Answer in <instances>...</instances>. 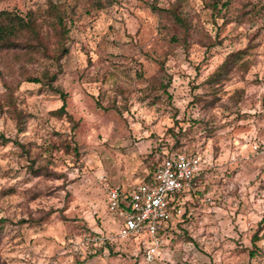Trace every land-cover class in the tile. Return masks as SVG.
Instances as JSON below:
<instances>
[{
	"label": "rangeland",
	"instance_id": "rangeland-1",
	"mask_svg": "<svg viewBox=\"0 0 264 264\" xmlns=\"http://www.w3.org/2000/svg\"><path fill=\"white\" fill-rule=\"evenodd\" d=\"M101 1L0 0V11L39 18L51 2L66 9L68 51L54 84L78 121L72 129L53 116L59 95L24 80L54 70L50 61L0 51V134L12 140L0 143V264H264V0L217 9L212 0ZM152 4L180 8L189 33ZM180 151L198 152L205 167L178 221L159 230L151 263L145 233L110 242L105 257L72 250L93 230L119 233L106 188L143 181Z\"/></svg>",
	"mask_w": 264,
	"mask_h": 264
},
{
	"label": "built area",
	"instance_id": "built-area-1",
	"mask_svg": "<svg viewBox=\"0 0 264 264\" xmlns=\"http://www.w3.org/2000/svg\"><path fill=\"white\" fill-rule=\"evenodd\" d=\"M204 167L198 152H175L161 160L151 183L130 182L106 188V207L119 219V233L110 236L93 230L73 240L72 250L84 256L98 254L105 257L110 252V242L127 241L145 233L153 239L143 254L144 260L151 263L162 244L159 230L166 224H175L181 215V209L171 201L180 204V195L191 190Z\"/></svg>",
	"mask_w": 264,
	"mask_h": 264
},
{
	"label": "trees",
	"instance_id": "trees-1",
	"mask_svg": "<svg viewBox=\"0 0 264 264\" xmlns=\"http://www.w3.org/2000/svg\"><path fill=\"white\" fill-rule=\"evenodd\" d=\"M96 4H100L101 0H94ZM220 0H212V9H217L218 2ZM229 0L222 2V5L227 6ZM152 11L158 13L161 17H169L175 24H177L184 32L185 35L189 33L190 24L185 16L184 12L175 5L158 6L152 4ZM46 16L38 17L35 12H29L21 15L12 11L2 10L0 11V51H9L17 48H25L27 54L34 55L31 59L42 60L46 59L50 61V66L43 68L39 74H28L24 77V80L31 83H39L48 87L51 91L59 95L61 105L51 111V114L55 117H65L72 123V129L76 128L78 121H74L71 114L66 110V99L68 94L63 91L62 88L56 86L54 83L57 80L59 71L61 70L60 60L66 55L68 48L66 46L68 26V15L66 9H63L58 4L50 3L45 7ZM40 21V22H39ZM45 26V28H43ZM178 36L172 35L171 39L177 41ZM243 54L241 51H237L231 55L232 59H226L219 67L214 76L210 77V80H219L224 77L227 68H230ZM230 66V67H229ZM165 86V85H163ZM10 138L0 134V143H7ZM16 145L24 149L23 144L18 141H13ZM64 150L66 153L74 152L78 154V148L72 146L70 143L65 142ZM195 153V152H194ZM170 154H163L159 157L153 166L151 172L148 174V178L144 179L143 183L149 184L152 181L154 170L165 157ZM161 158V159H160ZM38 168L33 173H40ZM47 175V174H45ZM187 192V191H186ZM185 193V192H184ZM182 193L180 196L184 194ZM175 203L178 207V202L171 201V204ZM5 218H0V224H4ZM257 236L254 237V240Z\"/></svg>",
	"mask_w": 264,
	"mask_h": 264
},
{
	"label": "crops",
	"instance_id": "crops-1",
	"mask_svg": "<svg viewBox=\"0 0 264 264\" xmlns=\"http://www.w3.org/2000/svg\"><path fill=\"white\" fill-rule=\"evenodd\" d=\"M181 198H182V197L180 196V200H181ZM107 222H108V221H106L105 223H107ZM107 235L113 236V235H111V233H108Z\"/></svg>",
	"mask_w": 264,
	"mask_h": 264
}]
</instances>
